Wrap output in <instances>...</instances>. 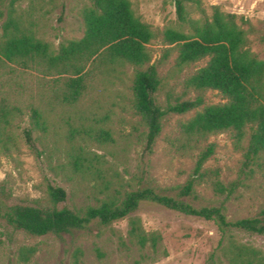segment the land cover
<instances>
[{
  "label": "trees",
  "instance_id": "16d2710c",
  "mask_svg": "<svg viewBox=\"0 0 264 264\" xmlns=\"http://www.w3.org/2000/svg\"><path fill=\"white\" fill-rule=\"evenodd\" d=\"M21 0H0V153L10 156L20 150L21 142L36 157L43 154L47 139L58 136L53 130V117L60 114L91 116L101 109L104 97L126 99L132 112L144 127L143 152L150 154L162 130V120L169 114H185L203 105L204 91H216L224 103L203 106L193 117L179 123L181 148L205 141L209 136L230 134L234 146L242 152L244 179L259 175L264 180V59L249 48L248 21L211 6L210 13L200 0H173L176 27L161 33V59L152 63L150 44L157 33L137 17L131 0H90L81 12V38L66 40L57 48L37 37L26 25L27 15L18 13ZM197 13L198 17L192 15ZM173 77L204 62L182 80L185 92H197L193 100L157 103L162 88L157 66L172 57ZM130 71V74L128 73ZM27 72L33 80L24 79ZM122 88V89H119ZM125 90V91H124ZM114 95V96H112ZM114 104V103H112ZM25 118L28 126L21 134L14 129ZM109 116L92 117L103 122ZM91 139L89 132L70 131L74 136ZM97 143L111 142L108 129H101L92 139ZM60 139L53 141L58 149ZM39 146V147H38ZM189 152V151H185ZM214 154L209 144L196 155L191 176L181 186L154 189L142 183L120 198L111 197L76 211L61 206L67 199L61 187L47 185V198L32 204H9L0 187V223L29 238L52 236L62 240L77 233H101L111 224L128 220L126 243L119 246L126 252L135 249L138 258L132 264H154L161 249L157 232H147L138 217L133 216L141 204L148 203L185 216L213 223L219 233L216 248L205 264H264V252L238 240L240 235L264 237V210L256 216L228 220L223 204L196 206V185L206 183L216 197L228 200L245 187L241 180L224 184L218 169L204 165ZM74 172L81 175L95 170L97 155L79 147L70 156Z\"/></svg>",
  "mask_w": 264,
  "mask_h": 264
},
{
  "label": "rangeland",
  "instance_id": "374dc122",
  "mask_svg": "<svg viewBox=\"0 0 264 264\" xmlns=\"http://www.w3.org/2000/svg\"><path fill=\"white\" fill-rule=\"evenodd\" d=\"M200 1L207 13H210L211 6H218L221 12L236 15L238 23L240 18L248 21L249 25L243 27L249 31V48L258 59H264V0ZM89 4L90 0H21L17 11L27 15L26 25L37 37L57 48L62 41L81 38V12ZM131 4L135 15L157 33V38L149 46L152 63L157 65L164 48L160 33L167 27H176L174 1L131 0ZM192 16L198 17L197 13ZM172 58L157 66L162 88L156 94V100L161 106L199 96L197 92H185L182 80L203 66L204 62L173 77ZM33 75L27 72L22 78L33 80ZM200 96L203 105L199 109L163 118L161 133L150 154L143 152L146 129L126 99L105 96V102L100 103L101 109L91 116L66 113L53 117V130L58 136L47 139L46 149L38 146L40 151L43 150L42 156L36 157L23 141L18 152L10 156L0 153V187L4 198L9 204H32L35 200L47 198L46 189L50 184L66 192L67 199L60 207L65 205L84 211L107 198H120L126 191L136 188L140 178L143 184L157 190L181 186L192 174L196 155L212 144L214 154L204 168L218 169L224 184L241 180L246 186L225 200L216 197L208 184L196 185L194 205L223 204L228 220L260 214L264 210V180L259 175L250 180L244 179L240 174L242 152L235 148L230 134L212 135L198 144L181 148L184 140L181 139L179 123L193 117L203 106L225 102L216 91H204ZM105 115L109 116L108 120L91 121L92 117ZM27 126L28 119L25 118L14 130L20 135ZM101 129L110 131L111 142L97 143L92 140ZM74 130H85L92 138L74 136L71 142L69 133ZM57 138L60 139L58 149L53 144ZM79 147L94 153L99 160L95 170L86 175L74 172L70 164V156ZM133 216L140 219L145 231L157 232L161 237V249H165L167 256H159L154 264H205L218 244L216 227L203 219L148 203L141 204ZM127 230L128 220L125 219L111 224L99 234L96 231L77 233L59 240L52 236L29 238L0 223V264H132L133 259L138 258L137 251L126 252L119 246L120 238L128 243ZM238 240L264 252V237L240 235Z\"/></svg>",
  "mask_w": 264,
  "mask_h": 264
}]
</instances>
